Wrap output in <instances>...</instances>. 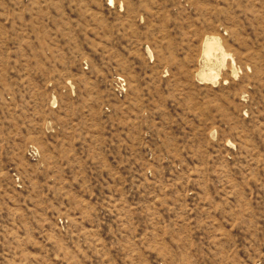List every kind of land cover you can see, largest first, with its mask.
<instances>
[{"label": "rangeland", "instance_id": "obj_1", "mask_svg": "<svg viewBox=\"0 0 264 264\" xmlns=\"http://www.w3.org/2000/svg\"><path fill=\"white\" fill-rule=\"evenodd\" d=\"M0 264H264V0H0Z\"/></svg>", "mask_w": 264, "mask_h": 264}]
</instances>
